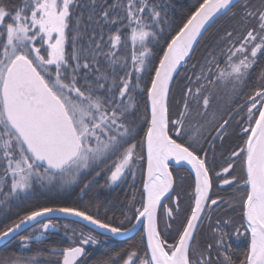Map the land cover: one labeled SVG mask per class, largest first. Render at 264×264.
I'll return each instance as SVG.
<instances>
[{
    "label": "snow or ice",
    "instance_id": "6c2138e0",
    "mask_svg": "<svg viewBox=\"0 0 264 264\" xmlns=\"http://www.w3.org/2000/svg\"><path fill=\"white\" fill-rule=\"evenodd\" d=\"M90 5L92 31L85 32L81 18L72 16L77 0H0V208L37 187L67 191L79 186L83 196L94 182L87 178L105 169L108 187L135 180L145 158L140 149L146 151L147 162L142 202L137 207L133 196L128 205L132 215L119 222L102 219L99 204L39 207L3 227L0 241L14 239L25 227L35 231L38 225L39 235L20 238L21 247L28 249L33 239L40 241L57 230L51 219L38 218L63 214L88 222L105 236L144 229L143 252L129 248L114 255L102 248L93 264H264V72L250 92L243 91L264 57V0H202L159 55L156 46L165 31L167 8L158 0H90ZM225 16L236 24L224 33L219 51H209L185 76L180 109L170 117L174 79L191 61L202 34ZM149 73L150 87L143 90L150 101V123L140 142L132 117L136 92ZM220 88L230 98H242L227 118L210 111ZM234 119L243 144L231 152L222 172L216 171L209 150L215 151V142L224 139ZM237 157L245 173L242 222L236 226L230 217L217 220L215 242L201 251L197 230L206 218L210 221L209 206L222 207L209 195L213 176L223 185L238 186L232 172ZM184 165L195 173L194 206L170 243L169 221L180 208L171 169ZM170 193L176 197L174 208L166 207ZM162 208L167 217L163 229ZM125 222L131 227H123ZM63 227L69 245L54 247L48 255L58 258L56 264H86L85 246L101 241L76 229L69 236L68 226ZM233 235L248 241L239 260L226 239ZM0 264L40 262L35 256L12 254L0 257Z\"/></svg>",
    "mask_w": 264,
    "mask_h": 264
},
{
    "label": "trees",
    "instance_id": "16d2710c",
    "mask_svg": "<svg viewBox=\"0 0 264 264\" xmlns=\"http://www.w3.org/2000/svg\"><path fill=\"white\" fill-rule=\"evenodd\" d=\"M158 2L167 8V23L162 25L165 31L162 33V39L160 43L156 46L157 55H159L161 49L165 42H170V38L173 37L179 29L186 23L190 15L199 6L202 0H158ZM78 6L72 10V16L81 18V29L85 32H91L92 24L88 20L90 11V0H77ZM239 13V9L235 10ZM236 24V19L231 16L221 17L206 33L199 46L197 47L191 61L199 53L201 46H209L210 42L207 39L211 38V48H220L223 45V40L221 39L226 32L230 30ZM99 32V28H96ZM127 31V30H125ZM107 32V29H105ZM86 40V35L84 42ZM152 78L151 73L146 75V87H150L149 81ZM177 79L174 80L170 93L171 104L173 96L176 95ZM136 115L132 119L136 123V128L138 132V141L142 142L144 134L147 131V126L150 122V114L148 109V97L146 91L140 94L137 100ZM141 153L145 157V150L140 149ZM145 158L139 162V171L135 180L131 178L119 186H106V175L104 171H101L99 176H89L87 179H93V184L90 185V190L86 191L83 196H81L80 187L74 186L72 189L63 191L59 189H41L39 187L26 197L16 201H11L8 207L0 208V230L3 229L7 224L15 221L18 217H21L28 212L35 210L39 207L50 206H93L99 204V215L102 219H108L113 222H119L125 214L132 215L129 211L128 205L132 201L133 196L135 197V204L137 207L140 206L142 202V192L143 183L145 178ZM87 179L85 182H87ZM181 208V207H180ZM91 210L96 214V208L91 207ZM183 208L175 213V219L170 221L172 228L170 233H166L167 239L170 242H174L177 238V232L183 226L185 219L188 215L182 212ZM60 223V231L54 234H48L45 240L36 241L33 239L31 245L28 249L21 247V237L22 236H33L35 237L39 233L38 225L37 229L34 231L32 228L18 235L12 241L6 245L0 247V257L9 256L12 254H23L25 256H35V258L40 262V264H56L57 257H50L48 255L49 250L52 248H62L67 247L70 243L68 236L65 235L66 229L64 225L68 226V235L71 236V229H76L77 232L82 230L85 233L91 232L92 235L96 236L98 240L101 241V245L89 246V256L86 259V264H93V261L100 255L102 248L115 254H123L129 248L138 249L140 252L144 251L146 244V235L144 229L137 233L131 239L125 241H118L113 238L104 236L89 227L72 220L67 219H57ZM45 222V221H43ZM125 228H130L131 225L125 222L123 225ZM64 231V233H63ZM113 247V249L111 248ZM84 259V258H83Z\"/></svg>",
    "mask_w": 264,
    "mask_h": 264
},
{
    "label": "flooded vegetation",
    "instance_id": "af4514ba",
    "mask_svg": "<svg viewBox=\"0 0 264 264\" xmlns=\"http://www.w3.org/2000/svg\"><path fill=\"white\" fill-rule=\"evenodd\" d=\"M210 42L209 46H201L199 53L195 56V58L190 61L184 69L180 77L177 79V86H176V95L173 96L171 104H169V115L170 117H175L177 112L180 109L181 99H182V89L184 85L187 83L185 80L186 75H191L194 69V65L196 67L202 63L208 54L209 51H219L217 47L211 48V38L207 39ZM264 72V57H261L255 67L252 69V74L249 80V83L245 86L243 91L245 94L252 90V87L257 83L258 75ZM234 98V99H233ZM170 101V99H169ZM241 101V97H232L230 98L229 93L226 89L220 88L213 94L212 104L210 111L217 112L218 115H223L227 118L228 113L232 109L233 105L237 102ZM150 123V122H149ZM213 135L214 128L212 126L208 129ZM215 151L209 150V157L212 160L213 167L216 171L222 172V166L227 163L228 157L231 152L238 148V146L243 144V138L240 134V129L238 123L234 119L231 123V126L228 128V133L225 135L222 141L215 142ZM207 142H205V147H207ZM145 162H146V151H145ZM147 164V162H146ZM146 164H145V171H146ZM173 171L174 177L177 178V184L175 186V192L179 196V205L181 207V203L183 201L184 195L186 194L189 203H191L192 207L194 206V196H195V176L192 171L182 166L177 170L175 167L171 169ZM235 174V179L238 182L237 185H223L222 180H219L217 177L213 176V189L210 193V198H217L222 205V207L217 208L215 205L209 206L208 215L210 216V221L206 218L200 225L196 233V243L199 246V249L202 251L205 247L210 244L214 243V236H213V226L219 219H223L225 217H230L234 224L238 226L242 222V199L244 196V192L242 190L243 187V177H244V168L243 163L237 157L235 158V165L232 170ZM222 175H229L231 178L232 174H224ZM145 182V178H144ZM172 196V195H171ZM166 207L174 208L176 197L172 196L171 199L167 198ZM180 209V208H179ZM174 212V217H175ZM167 219L163 208L160 210L159 213V220H160V227L164 225V221ZM54 224L57 225V229L60 227L59 220H52ZM170 222V221H169ZM231 231V229H229ZM57 230L50 232V234H54ZM228 242L232 244V254L233 257L237 260L242 259L244 252L246 251L247 246V239L244 236L237 238L235 235L231 237H226ZM89 246L86 245L85 249L89 253ZM113 249V247H111ZM90 254V253H89ZM89 256V255H88ZM87 256V257H88ZM83 259V257L81 258Z\"/></svg>",
    "mask_w": 264,
    "mask_h": 264
},
{
    "label": "water",
    "instance_id": "95a60500",
    "mask_svg": "<svg viewBox=\"0 0 264 264\" xmlns=\"http://www.w3.org/2000/svg\"><path fill=\"white\" fill-rule=\"evenodd\" d=\"M217 21H218V20H217ZM217 21H216V22H217ZM216 22H215V23H216ZM215 23H214V24H215ZM214 24H212L211 27H212ZM211 27H210V28H211ZM210 28H208L207 31L204 32V33L202 34V38L199 39L197 45L194 46V53H195V51H196L198 45L200 44V42L202 41V39L204 38V36L206 35V33L208 32V30H209ZM174 80H175V79H174ZM171 88H172V87H171ZM170 92H171V89H170ZM169 98H170V95H169ZM148 109H149V114H150V101H149V100H148ZM184 166L187 167V168H189V169L191 170L190 166H187V165H184ZM191 171H192V170H191ZM192 173H193L194 176H195V173H194L193 171H192ZM146 178H147V164H146V171H145V181H146ZM171 195H172V194L170 193L169 196H171ZM209 195H210V194H209ZM167 198H168V197H165V200H166ZM163 203H164V202L162 201V204H163ZM38 219H41L42 221H46V222H47L48 219H51V220H56V219H67V220H72V221L79 222V223H81V224H83V225L89 227L90 229L94 230L95 232H98V233L102 234V230H100V229H98V228H94V226L88 224V222H86V221H82V220H80L79 218H76V217H65L63 214H56L55 216H52V217H44V218H38ZM28 229H30V227H25V228H23V229L19 232L18 235L22 234L23 232L27 231ZM142 229H143V228H142L141 226H137L135 229H133V230H132L131 232H129L127 235L118 236V235H114V234H109V235H107V237L113 238V239L118 240V241H125V240L131 239L132 237H134V236H135L137 233H139ZM18 235H17V236H18ZM102 235H103V234H102ZM145 235H146V234H145ZM17 236H16V237H17ZM104 236H105V235H104ZM16 237H15V238H16ZM46 237H47V233L44 234V239H42V240H45ZM12 240H13V239H6V240H4V241H0V247L6 245L7 243H9V242L12 241ZM40 241H41V240H40ZM85 250H86V249H85ZM86 252H88V251L86 250Z\"/></svg>",
    "mask_w": 264,
    "mask_h": 264
},
{
    "label": "rangeland",
    "instance_id": "374dc122",
    "mask_svg": "<svg viewBox=\"0 0 264 264\" xmlns=\"http://www.w3.org/2000/svg\"><path fill=\"white\" fill-rule=\"evenodd\" d=\"M219 50V49H218ZM146 85V75L143 77V82H142V84H141V89H138L137 90V92H136V101L139 99V96H140V94H142L143 93V89H145V86ZM234 99V98H233ZM138 105V104H137ZM183 208V213H185V215L187 214V215H189L190 214V209L192 208V205H191V203H189V201H188V198H187V196H186V194L184 195V198H183V201H182V203H181V208L180 209H182ZM179 209V210H180ZM164 223H165V221H164ZM163 223V224H164ZM170 223V222H169ZM164 228V225L162 226V229ZM61 229H60V227L57 229V231H60ZM63 233H64V231H63ZM39 233H37V235H38ZM169 242H170V240H168ZM171 243V242H170Z\"/></svg>",
    "mask_w": 264,
    "mask_h": 264
}]
</instances>
